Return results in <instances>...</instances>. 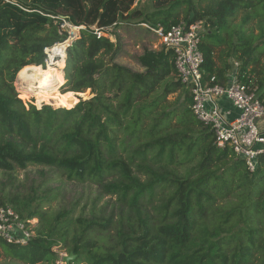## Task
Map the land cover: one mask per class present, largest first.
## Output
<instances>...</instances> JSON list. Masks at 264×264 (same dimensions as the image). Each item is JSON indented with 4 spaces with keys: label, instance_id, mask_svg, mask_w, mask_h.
<instances>
[{
    "label": "trees",
    "instance_id": "1",
    "mask_svg": "<svg viewBox=\"0 0 264 264\" xmlns=\"http://www.w3.org/2000/svg\"><path fill=\"white\" fill-rule=\"evenodd\" d=\"M137 1L0 0V169L38 166L69 181H89L101 196H116L119 211L117 221L74 220L67 211L46 217L40 206L0 197V206L11 205L24 220H40L26 246L0 240V248L22 264H58L56 246L76 255L70 264H264V156L251 172L230 148H218L213 128L192 112L173 52L145 48L142 72H134L117 62L116 32L132 22L168 30L182 22L185 3L184 22L210 24L200 45L203 82L226 84L239 62L243 81L264 97V78L256 77L263 49L233 20L244 10L245 23L258 8L256 17L264 18V0H199L208 2L202 10L195 0H153L148 16L134 8ZM59 18L86 27L68 51L63 86L75 93L64 94L72 98L67 104L70 97H63L67 110H26L21 100L45 104L20 93L19 100L13 83L21 72L43 66L45 49L66 39L55 25ZM94 27L112 31L98 39ZM88 90L95 96L81 102ZM180 92L184 103L173 113L169 97ZM238 188V203L217 207ZM157 199L153 214L149 206Z\"/></svg>",
    "mask_w": 264,
    "mask_h": 264
},
{
    "label": "rangeland",
    "instance_id": "2",
    "mask_svg": "<svg viewBox=\"0 0 264 264\" xmlns=\"http://www.w3.org/2000/svg\"><path fill=\"white\" fill-rule=\"evenodd\" d=\"M195 2L201 5L199 6L200 10L205 9L208 4L207 1L200 2L199 0H195ZM153 5V0H139L136 2L134 8L143 12L145 16H148L155 12ZM187 8L188 5H186L185 3H183V6L179 8L180 20L182 21L181 23H186L183 20L186 15V13L184 12ZM257 14H262L261 8L257 9V13L254 12V17L252 19L244 23V10H241L240 12L236 13L233 20L234 23L237 25L243 24L245 29L248 30V33H251L255 37H257L256 41H254V45L260 46V49H263V51H261V54H259L260 63L257 68L255 67L257 71L256 77L258 80H261L264 78V29L262 28L264 26V18L256 17ZM59 19L62 20L64 18ZM55 25L58 26L59 30H62V27L58 23H56ZM205 25L207 32L210 30V24L208 23ZM116 32L119 37V45L121 46V54L117 62L133 70L134 72H142V69L139 68L138 65V59L143 54L145 48L158 50L162 46L161 40L157 38L150 30L133 22L131 24L119 27ZM71 47L72 45L69 44L67 51L62 53V58L53 61V64L48 65L45 62L46 65L42 66L44 68L43 71L51 72L53 74L54 80H58L54 92H51L50 94H43L40 92H36V94L27 92L24 89L26 88L25 83L22 80H18V75L16 76L13 86L15 87L17 98L19 100H21L19 96L20 93L26 96L28 99H37L45 104L41 108H38L35 104L31 102H24L23 100H21L26 110L30 109V106H35L37 110H41L45 106L51 107L53 109H64L65 106L59 107L58 104L55 103H59L60 100L64 99V96H69L64 95L65 93H75L69 91L67 92V88L64 87L67 85V58L68 51ZM45 58L47 59V56H45ZM45 58L44 61H46ZM47 61L49 62V60ZM59 64L62 65V68L58 66ZM49 67H51L52 69L50 71H47ZM250 68L252 69V67ZM88 92V97L81 99V102H87L95 96L90 92V90H88ZM28 93L30 94V96ZM184 99L185 94L182 92L173 94L169 97L170 102H172L173 104V113L177 106L184 103ZM71 100L72 98L70 97V100H68L66 103L68 104L69 102H71ZM169 110H171V108ZM176 121V117H173V122ZM121 152L122 150L119 149V153ZM187 167V164L183 165L182 167L180 166L178 172L184 173ZM136 173L138 174V172ZM139 175L141 178H145V176L141 174ZM236 190L238 191H235L226 199H219L217 202V207H233L235 203H238V198L236 197V195L241 190V188H238ZM0 197L5 199L16 197L18 198V200L30 202V206L32 207V209H34L36 206H40L45 212L46 217L55 216L60 211H67L70 213L69 217H72V219L74 220L80 217L88 219L96 217L101 219L109 218L111 216L114 217L115 221L119 219V211L116 208H113L114 203H117L116 196H101L99 187L94 183H90L89 181H86L85 183L78 181H69L58 171L38 166H30L25 170L17 168L13 172H4L0 169ZM158 204H160V201L157 199L152 202L149 207L157 206ZM150 209L152 210V213L155 214L152 207ZM34 222L37 226V224L40 223V220L36 219V221ZM68 237L72 238L73 233L69 232ZM93 237L94 239H96L97 233L94 234ZM54 250L59 253L60 261L58 262V264H63L62 259L69 255V253H67V249H61L60 246H56L54 247ZM5 262H10L12 264H22L7 257L0 248V264H4ZM81 264H88V262L83 261Z\"/></svg>",
    "mask_w": 264,
    "mask_h": 264
},
{
    "label": "built area",
    "instance_id": "3",
    "mask_svg": "<svg viewBox=\"0 0 264 264\" xmlns=\"http://www.w3.org/2000/svg\"><path fill=\"white\" fill-rule=\"evenodd\" d=\"M59 30L67 34L63 42L46 48L44 53L46 64L62 58L69 44L73 45L81 36L85 26H76L68 20H61ZM141 26L150 30L162 42V46L174 54L175 68L182 84L190 90L194 116L205 126H211L216 138V146L220 149L230 148L237 157L244 161L251 172L259 166V158L264 156V97L257 87L251 89L243 81L240 63L235 62L228 75L227 83H216L215 78L203 82V54L200 50L201 38L206 31L203 22L192 24L180 23L165 30L162 27L151 28L146 24ZM98 39L107 38L112 28H92ZM49 60V62L47 61ZM222 100H227L238 113L232 117V112L224 110ZM36 219L24 220L10 206H0V240L10 245L26 246L35 236Z\"/></svg>",
    "mask_w": 264,
    "mask_h": 264
},
{
    "label": "bare ground",
    "instance_id": "4",
    "mask_svg": "<svg viewBox=\"0 0 264 264\" xmlns=\"http://www.w3.org/2000/svg\"><path fill=\"white\" fill-rule=\"evenodd\" d=\"M44 65H46V64L44 63ZM58 66L60 68H62L61 64H59ZM43 69L44 68L42 66L36 67V68H31V69H27V70L21 72L18 75V80H22L25 83L26 88H24V87L23 88L27 92H30V93L40 92L43 94H50L51 92L55 91L58 80H54L53 74L51 72L43 71ZM51 69L52 68L49 67L47 69V71H50ZM29 96H30V94H29ZM51 99H53V98H51ZM64 102H65V100L62 99L59 101V103H55V104H58V106L61 107Z\"/></svg>",
    "mask_w": 264,
    "mask_h": 264
},
{
    "label": "crops",
    "instance_id": "5",
    "mask_svg": "<svg viewBox=\"0 0 264 264\" xmlns=\"http://www.w3.org/2000/svg\"><path fill=\"white\" fill-rule=\"evenodd\" d=\"M119 57H120V55H119ZM139 68H140V66H139ZM221 104H222V107H223V109L226 111V110H228V111H231L233 114H232V117H236L237 116V112L233 109V107L231 106V104L229 103V101H227V100H222L221 101Z\"/></svg>",
    "mask_w": 264,
    "mask_h": 264
},
{
    "label": "water",
    "instance_id": "6",
    "mask_svg": "<svg viewBox=\"0 0 264 264\" xmlns=\"http://www.w3.org/2000/svg\"><path fill=\"white\" fill-rule=\"evenodd\" d=\"M76 259V255L70 253L68 256L62 259L63 264H70L72 261Z\"/></svg>",
    "mask_w": 264,
    "mask_h": 264
}]
</instances>
